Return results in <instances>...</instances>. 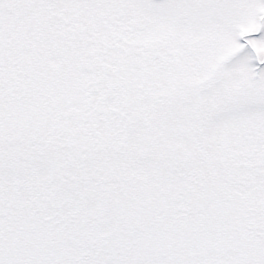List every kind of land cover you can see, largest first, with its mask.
I'll return each instance as SVG.
<instances>
[{"label": "snow or ice", "instance_id": "snow-or-ice-1", "mask_svg": "<svg viewBox=\"0 0 264 264\" xmlns=\"http://www.w3.org/2000/svg\"><path fill=\"white\" fill-rule=\"evenodd\" d=\"M0 264H264V0H0Z\"/></svg>", "mask_w": 264, "mask_h": 264}]
</instances>
